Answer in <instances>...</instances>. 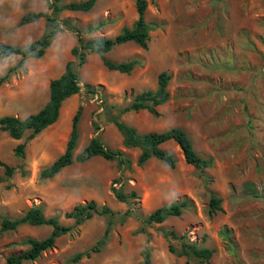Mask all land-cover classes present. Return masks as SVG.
I'll use <instances>...</instances> for the list:
<instances>
[{
    "label": "rangeland",
    "instance_id": "1",
    "mask_svg": "<svg viewBox=\"0 0 264 264\" xmlns=\"http://www.w3.org/2000/svg\"><path fill=\"white\" fill-rule=\"evenodd\" d=\"M70 1L80 0H0V43L25 46L47 31L45 18L19 25L28 11L50 14L59 28L41 57H25L21 66L20 55L0 57V76L16 67L0 85V117L38 111L48 100L49 81L68 61L81 85L62 102L57 120L33 138L26 131L15 140L0 128V161L13 168L8 176L0 166V222L39 206L45 217L57 216L72 226L53 247L21 264H141L145 254L150 264H183L187 257L178 255L183 242L211 248L212 264H264V0H146L147 48L128 41L103 54L112 62L135 60L129 73L109 70L97 53L86 54L78 65L70 50L78 37L80 42L113 38L122 27H131L138 17L135 0H96L88 11L52 10V4ZM89 25L95 29L87 32ZM161 71L170 78L157 115L145 109L122 112L137 93L157 89ZM79 107L73 155L97 135L129 161L93 156L42 178L40 172L64 152ZM113 117L140 133L180 127L211 163L194 167L168 140L160 147L174 156V167L155 157L139 164L140 150L124 145ZM22 142L19 157L14 149ZM111 185L136 196L118 201ZM211 196L220 200L219 209L211 211ZM89 200L113 213L93 214L80 224L64 216ZM182 200L188 204L179 216L143 221L157 207ZM166 230L184 237L166 238ZM50 232L51 226L28 223L0 230V264L26 250V238L43 239ZM100 239L98 252L71 261ZM188 261L205 264L194 256Z\"/></svg>",
    "mask_w": 264,
    "mask_h": 264
},
{
    "label": "trees",
    "instance_id": "2",
    "mask_svg": "<svg viewBox=\"0 0 264 264\" xmlns=\"http://www.w3.org/2000/svg\"><path fill=\"white\" fill-rule=\"evenodd\" d=\"M48 1V0H47ZM96 0H80L70 1L65 4L55 5L52 4V10L58 12L60 10L71 11H88L90 10ZM136 10L138 13L137 19L132 23L131 27H122L121 31L113 38L104 37H92L84 42L74 45L70 52L73 56L77 57L78 65L84 62L86 54L97 53L100 55L103 64L109 70L119 71L121 73H129L134 67L136 61H123L112 62L106 59L103 54L110 51L116 45L133 41L141 48H147L149 40L148 25L144 20V12L147 6L146 0H135ZM39 18H45L48 23L47 31L37 38L32 43L25 46H17L11 44L0 43V57L5 58L10 55H20L21 59L18 61V66L23 64L25 57H41L45 49L49 47L52 38L59 31L58 23L55 18L50 14L42 11H28L24 13L19 19V25L35 22ZM95 29V26L89 25L87 32ZM79 31V30H78ZM16 70V67H10L7 72L0 76V85L5 81L10 72ZM170 78V74L166 71H161L158 74V87L155 91L144 90L137 93L133 101L125 106L121 111H138L141 109L147 110L153 115H157L156 106L162 104L168 96L166 91V85ZM81 85L77 72L73 68L71 61L66 62L63 72L56 78L49 81V96L44 105L36 112L30 113L25 117H19L14 115H4L0 117V128L9 133L12 139H20L26 131H29L28 138H33L36 134L44 130L49 125L53 124L59 115V111L62 102L70 96L77 94L80 91ZM88 90L90 86L87 85ZM81 108L79 107L72 117L71 130L69 138L66 142L65 150L60 154L48 167L44 168L40 175L42 178H51L56 175L62 168L70 165L73 161L84 162L93 156H100L105 160H117L119 164H125L129 160L125 157L121 149H112L104 145L101 139L95 135L89 143L83 147L81 151L73 155V150L76 146L78 137L77 122L80 116ZM112 122L116 126L117 130L123 137V143L127 147H134L140 150L138 156V163L142 164L150 157H155L158 160L163 161L170 167H174L175 158L168 151L162 149L160 145L168 140H173L181 149L184 159L187 163L193 165L196 168H205L211 163L210 158H204L200 156L194 149L193 144L188 137L187 133L180 127H171L160 132H146L140 133L136 128L130 126L113 117ZM25 142L19 143L14 149L16 156L22 157L24 154ZM0 166L4 168L6 175L13 173V168L0 161ZM116 182V181H115ZM111 191L114 193L115 198L121 202H127L129 197L134 198L135 192L125 194L120 190H117L115 186L111 185ZM188 202L182 200L180 202H171L168 205H162L150 212L145 218V223H161L168 216H179L182 208L187 206ZM220 200L214 196L210 197L209 207L211 211L219 209ZM113 211L110 207L103 204L99 206L94 200H89L85 203L75 204L70 211L65 212L66 218L74 220L75 224H80L83 221L92 217L93 214L105 215L112 214ZM22 223H28L30 225H48L51 226V232L43 239L26 238L25 243L29 246L26 250L16 254L10 255L6 258V264H21L24 260H34L40 256L43 251H46L54 246L56 239L69 232L72 226L63 225L58 221L57 216L45 217L39 206H32L28 208L22 216L15 219H9L2 217L0 222V230H13ZM109 227L107 226L104 231V236L107 235ZM141 232L143 229L141 228ZM166 238H174L181 240L184 234L178 236L173 230L164 231ZM103 243V239H100L95 245L83 252L75 254L71 261L77 262L83 256L89 257L91 253L98 252L100 250V244ZM168 250L174 252V248L171 244L168 245ZM213 250L208 247H198L194 243L183 242L181 244V250L178 255L186 256V260L183 264H189L188 258L194 256L205 264H212L210 258ZM141 264H150L148 254L144 255Z\"/></svg>",
    "mask_w": 264,
    "mask_h": 264
},
{
    "label": "crops",
    "instance_id": "3",
    "mask_svg": "<svg viewBox=\"0 0 264 264\" xmlns=\"http://www.w3.org/2000/svg\"><path fill=\"white\" fill-rule=\"evenodd\" d=\"M40 133V132H39ZM15 140H18V139H15Z\"/></svg>",
    "mask_w": 264,
    "mask_h": 264
}]
</instances>
